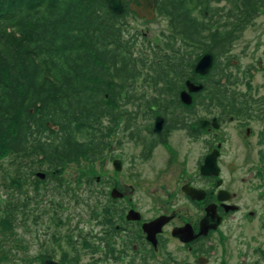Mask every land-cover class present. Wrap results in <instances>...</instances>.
Masks as SVG:
<instances>
[{
  "label": "flooded vegetation",
  "instance_id": "obj_1",
  "mask_svg": "<svg viewBox=\"0 0 264 264\" xmlns=\"http://www.w3.org/2000/svg\"><path fill=\"white\" fill-rule=\"evenodd\" d=\"M196 1L204 14L194 16L211 25L199 41L159 12L164 0L154 3L167 31L149 58L177 72L167 80L108 84L104 117L95 122L110 171L103 221L93 219L89 230L93 260L264 264V0ZM123 4L120 18L151 22L131 11L140 0ZM129 143L136 149V191L120 181L131 177Z\"/></svg>",
  "mask_w": 264,
  "mask_h": 264
},
{
  "label": "trees",
  "instance_id": "obj_2",
  "mask_svg": "<svg viewBox=\"0 0 264 264\" xmlns=\"http://www.w3.org/2000/svg\"><path fill=\"white\" fill-rule=\"evenodd\" d=\"M195 1L164 0L160 12L199 41L211 25L194 16L204 14ZM121 37L122 18L104 0H0V159L7 161L0 175V264L13 257L24 264L97 261L80 260L71 233L59 236L68 218L65 195L79 204L90 175L79 171L73 187L61 175L72 164L94 163L102 151L95 122L104 117L110 80H167L178 71L135 55ZM146 70L151 74L141 75ZM40 169L44 181L34 176ZM78 238L94 255L88 238ZM33 244L39 249L31 253Z\"/></svg>",
  "mask_w": 264,
  "mask_h": 264
},
{
  "label": "rangeland",
  "instance_id": "obj_3",
  "mask_svg": "<svg viewBox=\"0 0 264 264\" xmlns=\"http://www.w3.org/2000/svg\"><path fill=\"white\" fill-rule=\"evenodd\" d=\"M124 22L128 25V29H129V35H137L139 37L138 39V45H141L142 42L144 41V38H146V41H149L150 44H153L154 41H157L156 39L160 38V35L166 33V29H167V21L164 20V18H160V16H158L157 18H155L153 21L148 22V23H143L140 20H137L134 17H126L124 19ZM140 79H138V81H140ZM139 85V84H138ZM151 91V90H149ZM104 122H106L104 120ZM106 124V123H105ZM116 136V135H115ZM132 146L130 143L128 144V154L126 155V157L124 158L125 160V173L127 175H130V179L127 180L126 182L122 181L120 179V181L122 182L123 185L128 184L127 185V191H130L131 188L133 187L136 191V188L138 187L137 185V181L138 179L135 178L136 176V172H137V161H136V149L135 147H130ZM107 152H103V154H106ZM138 153V151H137ZM112 155H115V152H112ZM134 158V160L132 159ZM108 161L106 160L104 157L99 158L98 160H96L94 163H88V162H83L82 165L76 166V165H70L65 169V172H63V174L61 175L65 181L70 184L72 187L75 185V179H77L79 177V171H81L84 175V178L86 179V172L91 173V175L93 176H99L100 178H102L103 183H100L99 185L96 184L94 186L95 189L94 192H98V194H95L94 192H89L88 188H82L81 190L78 191V195L81 196L80 198V203L77 204L76 203V199L74 200L73 198H71V194L69 193L67 195H65V198L67 199V210H66V215L68 216L67 218V223L64 226V229L62 231L59 232V236L61 238H63L65 236V233L69 234L71 229H78L79 232L81 233H87L90 229H93L92 227V220L93 217L98 215L99 213L101 214V210L103 209L104 205L106 204V190L107 188L104 185V180L106 179V175L109 173L110 171V166L108 165ZM6 160H1L0 159V175L3 174L4 168H6V166H2V164L6 163ZM134 162V163H133ZM134 165H133V164ZM140 167V165H139ZM80 172V173H81ZM0 181H1V176H0ZM86 181V180H85ZM118 181V182H120ZM124 187V186H123ZM99 188V189H98ZM150 194V193H149ZM0 196H5L3 191L0 190ZM129 197L132 198V196L128 195ZM136 197H142L141 194L137 195V193H135ZM83 200L85 201L83 203ZM87 203V205H86ZM131 204V202L129 203ZM151 205V203H145V207H148ZM92 213H95V215H93L92 217ZM78 233L75 231L72 233V239L73 241H78L75 240L77 237ZM59 243H61V246L63 247V250H67V245L66 242L64 241H59ZM61 246L59 244V248L57 249V245H55V248L57 249V252L59 253L58 257L61 258L62 252L63 250H61ZM39 249L38 245L33 244L31 245V253L37 252ZM88 253H90L89 250H87V248H83L81 249L78 254L80 257V260L83 262H90L91 256L88 255ZM22 256V255H20ZM19 257V256H18ZM8 264H24L23 262H21L19 259H16V257L12 258V261H10V263ZM102 264V263H101ZM107 264H117V263H111V262H107ZM120 264V263H118ZM124 264V263H121Z\"/></svg>",
  "mask_w": 264,
  "mask_h": 264
},
{
  "label": "water",
  "instance_id": "obj_4",
  "mask_svg": "<svg viewBox=\"0 0 264 264\" xmlns=\"http://www.w3.org/2000/svg\"><path fill=\"white\" fill-rule=\"evenodd\" d=\"M105 2L107 4L108 8L112 12H114L115 14L121 15L123 13V11H124L123 0H105ZM140 3H141V6L132 5L131 9L133 11H135L137 14H139L140 17L145 16L148 20L153 19L154 18L155 0H144V1L140 0ZM204 59H202L196 67V71L199 73L203 72V70H204V67H203ZM36 176L42 180H44L46 178L44 173H37ZM131 218H134V216H132ZM158 222L159 221H156V222H154V224L147 225L145 227V229L147 230V228L151 227L152 225L157 224ZM47 264H57V263H55L53 261H49V262H47Z\"/></svg>",
  "mask_w": 264,
  "mask_h": 264
},
{
  "label": "bare ground",
  "instance_id": "obj_5",
  "mask_svg": "<svg viewBox=\"0 0 264 264\" xmlns=\"http://www.w3.org/2000/svg\"><path fill=\"white\" fill-rule=\"evenodd\" d=\"M141 1H144V0H141Z\"/></svg>",
  "mask_w": 264,
  "mask_h": 264
}]
</instances>
